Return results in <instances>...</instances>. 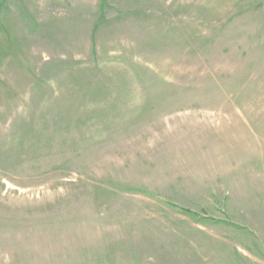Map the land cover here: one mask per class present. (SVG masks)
Here are the masks:
<instances>
[{"label": "rangeland", "instance_id": "1", "mask_svg": "<svg viewBox=\"0 0 264 264\" xmlns=\"http://www.w3.org/2000/svg\"><path fill=\"white\" fill-rule=\"evenodd\" d=\"M0 264H264V0H1Z\"/></svg>", "mask_w": 264, "mask_h": 264}, {"label": "crops", "instance_id": "2", "mask_svg": "<svg viewBox=\"0 0 264 264\" xmlns=\"http://www.w3.org/2000/svg\"><path fill=\"white\" fill-rule=\"evenodd\" d=\"M0 3H1V0H0Z\"/></svg>", "mask_w": 264, "mask_h": 264}]
</instances>
